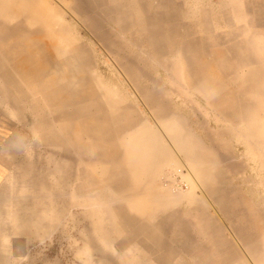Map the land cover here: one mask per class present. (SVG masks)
Returning a JSON list of instances; mask_svg holds the SVG:
<instances>
[{"label":"rangeland","instance_id":"1","mask_svg":"<svg viewBox=\"0 0 264 264\" xmlns=\"http://www.w3.org/2000/svg\"><path fill=\"white\" fill-rule=\"evenodd\" d=\"M0 158V264H264V0H0Z\"/></svg>","mask_w":264,"mask_h":264},{"label":"crops","instance_id":"2","mask_svg":"<svg viewBox=\"0 0 264 264\" xmlns=\"http://www.w3.org/2000/svg\"><path fill=\"white\" fill-rule=\"evenodd\" d=\"M3 162H4V160H3L2 158H0V167H1V168H3V166H4V163H3ZM5 164H6V163H5ZM1 168H0V171H1Z\"/></svg>","mask_w":264,"mask_h":264}]
</instances>
